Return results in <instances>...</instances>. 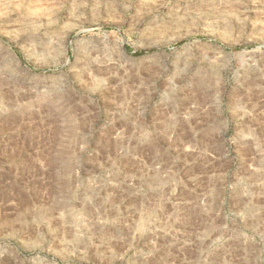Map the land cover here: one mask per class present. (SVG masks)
<instances>
[{
	"label": "rangeland",
	"instance_id": "1",
	"mask_svg": "<svg viewBox=\"0 0 264 264\" xmlns=\"http://www.w3.org/2000/svg\"><path fill=\"white\" fill-rule=\"evenodd\" d=\"M0 264H264V0H0Z\"/></svg>",
	"mask_w": 264,
	"mask_h": 264
}]
</instances>
